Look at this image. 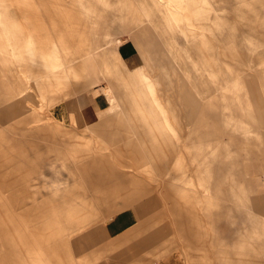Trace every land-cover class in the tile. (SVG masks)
Returning a JSON list of instances; mask_svg holds the SVG:
<instances>
[{
    "label": "rangeland",
    "instance_id": "obj_1",
    "mask_svg": "<svg viewBox=\"0 0 264 264\" xmlns=\"http://www.w3.org/2000/svg\"><path fill=\"white\" fill-rule=\"evenodd\" d=\"M260 43L264 0H0V264H105L111 250L77 257L71 237L145 195L160 210L135 240L151 235V262L264 264L248 237L264 224ZM224 63L242 72L246 124ZM40 65L55 69L33 79ZM179 152L207 169L187 197L165 175ZM232 162L261 184L258 215L231 196Z\"/></svg>",
    "mask_w": 264,
    "mask_h": 264
},
{
    "label": "crops",
    "instance_id": "obj_2",
    "mask_svg": "<svg viewBox=\"0 0 264 264\" xmlns=\"http://www.w3.org/2000/svg\"><path fill=\"white\" fill-rule=\"evenodd\" d=\"M168 46V45H167ZM244 48V47H243ZM264 47L260 43L258 53V57L261 58L262 52L264 54ZM168 49L172 51V49L168 46ZM247 49V48H246ZM248 50V49H247ZM214 59V57H212ZM264 60V59H263ZM49 62L48 58H44L40 60ZM39 61V62H40ZM50 63V62H49ZM53 63V62H52ZM225 64V69L227 74L230 76L229 79H226V85L222 86V89L224 92L230 93L232 92L235 99V106L237 108V111L239 113V122L241 124H246L241 118L247 119L250 117L249 115V108L247 104L250 106L248 102H245L241 99L240 91L243 89V84L240 82V76L241 70H238L231 65ZM55 68H41V65L39 66V72L38 74L33 77L35 79L38 76L47 74L48 72H51ZM210 76H217L218 74H224L221 70L219 72L217 70H207ZM143 79H148L147 76L143 75ZM202 94V93H200ZM202 97V95H201ZM224 97V96H222ZM87 98V97H86ZM203 99V98H201ZM113 99L110 100L112 102ZM87 101L89 104L90 101L87 98ZM95 104H98V102H95ZM65 110L67 114V119L70 121L72 119V109L73 105L68 102L65 103ZM93 110L95 112L101 111L99 108L98 111L94 109V105L91 104ZM16 107H18V104H16ZM226 109H230V106L225 103ZM159 110V108L157 107ZM145 111V109H144ZM153 111V109H151ZM225 116V121L230 122L231 120L236 119V117L230 115H223ZM165 125L168 124L167 118H164ZM36 121V120H35ZM71 122V121H70ZM169 127V125H167ZM228 154V153H227ZM185 155L182 152H179L173 163L171 164V167L168 168L166 172V176H169L170 181L175 182V184L178 186L180 193L185 197L189 196V190H195L196 192L200 190V183H203V186L205 185L206 180V171L207 169L203 168L202 166L199 167L198 165L195 166L193 169H189V165L185 161ZM186 164V165H185ZM231 166L233 165L236 167V173L235 175L228 176L230 180L232 181V184H230V190L231 196H233L234 202L239 206H242L245 210V212L250 213L253 212L251 206H248V201L250 200L251 196L250 193H257L259 192V188L261 187V184L259 180L252 181L251 184L249 181L247 184H245L246 175L245 172L241 171L236 164L229 163ZM184 166V167H183ZM113 167V166H112ZM120 168V167H118ZM122 168V167H121ZM127 168V167H126ZM204 171V178L202 177L200 180H197V177L200 175V170ZM122 170V171H121ZM116 174L111 173V178L119 179V178H126L130 176L129 178L135 177L134 174L128 173L125 170L121 169ZM136 175V174H135ZM135 180V179H133ZM206 192V190H204ZM152 196L145 195L141 198L138 202L134 203L132 206H124L120 208L118 211L113 214L111 218L105 219L101 223H95L92 227V229H88L87 231H82L79 233V235L74 234L69 242V247L72 252V254L76 255L77 257H84L87 258L90 254L93 252L101 251V250H111L112 253V259L110 261H107L105 264H173L174 258L170 259L167 257H161L157 261L151 262V257L154 255V248H152L153 240L151 239V235H149L147 238L144 239H137L135 240V234L136 231L139 229H142L143 232L149 230L150 231V224H148V221L158 213L160 210L159 202L158 205L154 208L150 207V199ZM255 213V212H253ZM258 215L257 213H255ZM262 218L264 216L258 215ZM263 226V227H262ZM249 239L258 240L260 243L264 244V224L261 225L260 228H256L255 226L250 227L249 230ZM145 250L146 255L143 253ZM132 254H138V256L135 257V259L132 261Z\"/></svg>",
    "mask_w": 264,
    "mask_h": 264
}]
</instances>
